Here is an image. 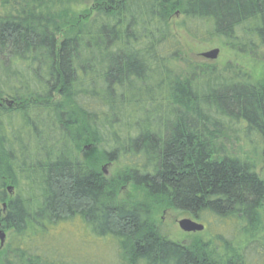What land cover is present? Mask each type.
Here are the masks:
<instances>
[{"label": "trees", "instance_id": "obj_1", "mask_svg": "<svg viewBox=\"0 0 264 264\" xmlns=\"http://www.w3.org/2000/svg\"><path fill=\"white\" fill-rule=\"evenodd\" d=\"M72 5L90 9L70 17ZM0 6L7 11L0 13V98L11 105L0 108V225L21 236L39 219L77 218L115 239L131 264H245L239 255L218 261L205 244L171 241L147 206L117 194L130 183L194 218L257 225L264 181L249 158L228 155L224 142L243 136L264 155V80L230 64L173 75L166 65L182 47L167 22L179 11L191 36L204 28L230 50L264 60V0ZM85 140L98 145L101 160L122 164L117 176L108 179L79 157ZM23 183L34 199L7 196ZM0 264L47 263L29 256Z\"/></svg>", "mask_w": 264, "mask_h": 264}, {"label": "rangeland", "instance_id": "obj_2", "mask_svg": "<svg viewBox=\"0 0 264 264\" xmlns=\"http://www.w3.org/2000/svg\"><path fill=\"white\" fill-rule=\"evenodd\" d=\"M89 9L87 5H72L68 15L76 17ZM5 12V8L0 6V13ZM183 21L184 16L176 11L167 22L170 33L182 47L180 57L171 59L166 65L173 75L189 77L196 66H214L215 70L220 71L230 64L233 70L245 73L253 82L264 80V60L230 50L223 38L206 36L204 28L199 27L197 35L191 36L185 30ZM213 50L219 51L215 60H205L202 57V54ZM230 138L229 142H224L226 153L249 158L255 164L258 177L264 181V155L260 146L256 142L245 143L243 136ZM81 144L78 154L82 160L94 163L98 171L108 179L118 175L121 163L101 160L97 144L88 140ZM34 194L25 183L7 192L9 198L20 195L34 199ZM117 198L147 206L154 227L171 241L186 246L205 244L211 256L218 261L239 255L245 260V264H264V204L258 211L259 222L256 226H250L206 213H200L198 218H194L150 199L144 190L135 188L130 183L121 186ZM36 207L37 203L34 204V208ZM183 219L201 224L204 229L201 232L185 233L178 225ZM24 229V233L19 236L0 226V233L3 235L2 243L0 241V263L24 261L30 256L47 264H131L127 253L115 239L97 236L92 227L77 218L55 224L39 219Z\"/></svg>", "mask_w": 264, "mask_h": 264}, {"label": "water", "instance_id": "obj_3", "mask_svg": "<svg viewBox=\"0 0 264 264\" xmlns=\"http://www.w3.org/2000/svg\"><path fill=\"white\" fill-rule=\"evenodd\" d=\"M219 51L218 50H213L207 53L202 54V57L205 60H215L218 56ZM11 187L8 188V191H11ZM179 228L185 233H194V232H201L204 229V226L201 224H197L193 222L190 219H183L179 222ZM0 241L2 243L3 241V235L0 233Z\"/></svg>", "mask_w": 264, "mask_h": 264}, {"label": "flooded vegetation", "instance_id": "obj_4", "mask_svg": "<svg viewBox=\"0 0 264 264\" xmlns=\"http://www.w3.org/2000/svg\"><path fill=\"white\" fill-rule=\"evenodd\" d=\"M2 106L10 107L11 105H10V103L7 102V100H4V99H1V98H0V108H1ZM0 226H1V225H0Z\"/></svg>", "mask_w": 264, "mask_h": 264}]
</instances>
